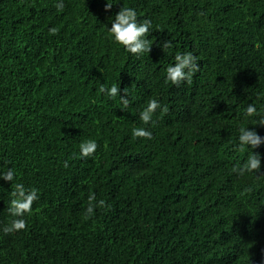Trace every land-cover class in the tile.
<instances>
[{
    "label": "trees",
    "instance_id": "obj_1",
    "mask_svg": "<svg viewBox=\"0 0 264 264\" xmlns=\"http://www.w3.org/2000/svg\"><path fill=\"white\" fill-rule=\"evenodd\" d=\"M110 2L64 0L58 13L57 0H0V170L39 194L24 230L0 231V264H264V144L258 172L232 171L251 154L238 146L244 109L264 115V0ZM121 7L152 21L149 54L111 39ZM187 51L191 84L166 83ZM101 84L127 88L129 107ZM150 99L168 111L145 126ZM87 139L98 147L82 159ZM12 187L0 180V228ZM93 193L106 207L86 218Z\"/></svg>",
    "mask_w": 264,
    "mask_h": 264
},
{
    "label": "clouds",
    "instance_id": "obj_2",
    "mask_svg": "<svg viewBox=\"0 0 264 264\" xmlns=\"http://www.w3.org/2000/svg\"><path fill=\"white\" fill-rule=\"evenodd\" d=\"M113 3L106 0L105 11H110ZM58 13L64 11V0H57L55 5ZM111 27L107 29L113 42L123 49V51L141 57L144 54H149L153 43L148 37L152 33V21L144 19L138 20L137 12L133 7H121L118 13L111 18ZM49 32L55 35L57 30L50 28ZM261 45L257 44L259 48ZM159 47L162 52L171 50L173 45L169 40H163ZM200 65L198 57L191 51L176 52L174 55V63L167 66L165 69V82L170 83L176 87L182 84H191L193 76L199 71ZM99 92L106 95L110 99L119 97L121 109L129 107L130 101L127 94V88L121 92L120 85L105 86L101 84ZM157 110L161 114L168 111L167 107L162 106L156 99H150L147 106L139 112V119L143 125L148 126L154 123L153 117ZM244 119L248 123L244 124L238 129V146L241 150L249 149L251 154L247 159L238 167H234L232 171L239 176L246 173H256L261 168V157L259 154L254 153L252 150L264 144V137H261L257 132L249 130V125H258L264 128V115L258 112L257 107L249 103L244 109ZM131 134L136 138H143L144 140L152 139V132L148 127H135L131 130ZM97 142L93 139L81 141L78 144L79 156L84 158L94 157L97 150ZM63 166H69L68 161L63 162ZM17 176L13 168L8 167L0 170V180L12 185V190L9 192V208L8 212L13 219L9 224L0 228L4 234H11L24 230L27 227L25 216L31 215L32 205L39 199L38 190L35 188L28 189L23 183L16 182ZM106 203L104 200H97L96 195L93 193L88 196V204L85 209L86 218L94 216L95 211L100 208H105Z\"/></svg>",
    "mask_w": 264,
    "mask_h": 264
}]
</instances>
